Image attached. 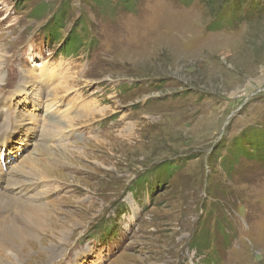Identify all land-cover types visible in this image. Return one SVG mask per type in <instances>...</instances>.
Listing matches in <instances>:
<instances>
[{"label": "rangeland", "instance_id": "rangeland-1", "mask_svg": "<svg viewBox=\"0 0 264 264\" xmlns=\"http://www.w3.org/2000/svg\"><path fill=\"white\" fill-rule=\"evenodd\" d=\"M216 1L71 0L95 44L67 58L63 0H0V192L53 216L19 257L8 212L0 264H264V13Z\"/></svg>", "mask_w": 264, "mask_h": 264}, {"label": "trees", "instance_id": "trees-1", "mask_svg": "<svg viewBox=\"0 0 264 264\" xmlns=\"http://www.w3.org/2000/svg\"><path fill=\"white\" fill-rule=\"evenodd\" d=\"M262 4H264L262 0H220V3L216 1V9L214 10L215 21L213 24L217 27L230 28V26L237 24L238 20L242 21V15L248 18L250 16L249 12L263 14L264 5ZM72 7L71 0H63L57 11L41 28V31L44 33V44L53 47L58 46L56 53H62L65 56L78 55L83 49L84 43L89 41V31H92H86V26L83 23L84 20L81 17H78L72 23L70 30L67 31L66 28L70 24L68 19ZM72 17L71 13L70 18ZM137 183L135 181L134 184L136 185ZM161 184L164 183L157 181L155 187L152 189L156 190ZM109 228L107 225L104 229H100L99 233L105 236Z\"/></svg>", "mask_w": 264, "mask_h": 264}, {"label": "bare ground", "instance_id": "bare-ground-1", "mask_svg": "<svg viewBox=\"0 0 264 264\" xmlns=\"http://www.w3.org/2000/svg\"><path fill=\"white\" fill-rule=\"evenodd\" d=\"M45 74H46V70L44 72H42L40 75L41 76H45ZM2 114H3V112H0V115H2ZM3 123L4 124H7L6 122H3ZM58 124H63V123L60 122ZM7 125L10 127L11 125H13V122L10 121V123L7 124ZM64 125H65V123H64ZM25 126L26 125H23L20 128V131H19L20 133H24L25 132V130H24V127ZM2 127H3V125H0V128H2ZM57 127H59V126H57ZM9 131H10L9 128L4 133H2L1 130H0V143H2V142L4 143V144H0V145H3L4 147H6L8 145V143L6 144V142L8 141L7 140V134L9 133ZM38 145H39V143H38ZM40 145H43L44 146V144H41V143H40ZM47 150L48 149L46 147H43L41 151H42V153L43 152L46 153ZM27 159H28V165H26V166H30L31 169H37L42 174H44V172H43L42 169L39 168L40 166H42L47 171L55 170L52 167H50L49 164H46L47 162L46 163L42 162L43 160L40 161V160H37L35 158H31V157L30 158L28 157ZM1 173H3V172L0 170V174ZM29 175L32 176V177L35 176V174H33V172L32 173L29 172ZM45 175L46 174L43 175V179H46V176ZM23 176L25 178H27L28 175L25 174L24 170L21 169L17 173L13 174V178L14 177H17V179L14 180V181H18L19 183H22L23 184V181L20 180V179H22L21 177H23ZM3 179L4 178H2L0 176V188H3V186H2L3 185L2 183L4 182ZM19 183H15L14 185L19 184ZM35 197H33V198H35ZM8 212L11 213V215H12L11 217L13 218V221L21 220V223H20L19 226H17V225L14 224V226L13 227H10L9 230L5 233V236H8L9 235V237L12 238L11 244H12L14 250L17 252L18 256L20 257L21 256V252H23L22 249L23 248L25 249V244L27 242L28 243L29 242L35 243L36 241H38V234L43 233V234L46 235V233H47V229L46 228H49V223H50V220L49 219L52 218L53 216H51L49 218L48 212L46 213V211L44 209H42L40 207H35V206L33 207L31 205H28L26 202H20V201L14 199V198L11 199L8 196V194L5 195V194H1V192H0V222L2 220H4V219H7V218L10 219V217L7 216V213ZM24 223L26 225H30L32 227V229L34 230V232H31V231H28V230L26 231L25 228L23 229L22 228V225ZM13 239L14 240L16 239V242L18 243L17 246L16 245H13ZM1 243H2V245H4V243H7V239H5L3 236H1Z\"/></svg>", "mask_w": 264, "mask_h": 264}]
</instances>
